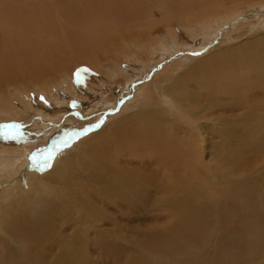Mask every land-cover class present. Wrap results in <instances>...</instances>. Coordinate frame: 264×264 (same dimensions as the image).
I'll list each match as a JSON object with an SVG mask.
<instances>
[{
	"label": "bare ground",
	"instance_id": "bare-ground-1",
	"mask_svg": "<svg viewBox=\"0 0 264 264\" xmlns=\"http://www.w3.org/2000/svg\"><path fill=\"white\" fill-rule=\"evenodd\" d=\"M37 1H0V93L16 87L34 91L39 88L38 106L50 104L74 108L80 104L82 108L85 100L92 99L98 92L95 86L106 87L116 77V73L104 70L99 64H75L80 59L90 64L87 48L97 45L99 50L96 52L103 51L112 60L122 56L128 58L134 67L133 78H145L153 61L142 59V62L140 58L148 49L170 51L169 44L158 40L155 44L150 34L147 35L150 30L143 21L153 9L159 10L166 21L174 17L173 14L186 18L194 12V17L199 19L206 14L214 15L215 6L226 5L231 0H84L80 4L78 0H59L57 12L51 10V5ZM261 17L264 15L257 16L260 18L259 27L264 24ZM222 21L217 20L215 24ZM145 26L147 31L140 35V29L145 30ZM197 27L193 31L195 34L213 29L208 23H199ZM176 42L173 39L177 49ZM237 45L208 57L207 63H203L205 59L196 63L172 83L166 78L159 84L154 81L152 89L142 87L145 89L136 109L155 104L157 99L163 108L156 105L130 116L113 117L112 120L123 118L121 123L112 127L108 136L103 138L95 134L79 142L81 148L74 156L77 160L66 170L70 157L53 170L54 177L49 180H58L82 162V170L69 186L73 200H95L102 194L108 200L121 203L122 211L127 214L124 223L136 238V250H141L138 257L130 256L125 264H237L243 254H250L252 261H264V139H256L259 135L264 136V53L251 52V47ZM78 68L85 75L84 85L79 88L86 97L75 101L73 90L67 89L69 96L57 94L56 80L61 77L59 80L63 81ZM75 84L69 86L73 88ZM54 91L56 94H52ZM168 96L174 101V107L166 100ZM25 101L29 109L32 100ZM176 114L186 119L183 125L173 121ZM242 116L243 138L250 146H244L243 152L251 153V156L255 152V156L239 164L233 157L236 151L231 139L242 125L239 119ZM233 120L235 125L229 127ZM0 136L4 137L0 138V146L4 148L0 153L1 179L18 173L23 155L16 153L17 144L12 139ZM208 136H211L212 143L205 147ZM207 150L211 159L208 174L212 173L214 179L207 176L214 188L205 192L210 186L193 178L192 167L200 163ZM230 170L245 175L240 199L235 194L226 195L220 187V179L223 188L227 187ZM40 181L41 185L48 186L42 179ZM0 185L5 184L0 180ZM25 192L20 191L18 195L23 201L19 213H26L28 226H16L8 218L6 234L17 241L8 250L11 254L8 258L6 255L2 264H15L18 259V264H39L29 252L35 249L36 242L41 241L36 236H46L44 230L49 228L47 221L51 220L49 213L56 208L49 199V189L34 193L28 190L24 195ZM68 216L72 215L68 213ZM161 219L166 220L163 225H159ZM210 236H214L210 243L217 250L214 259L206 258L201 249V241ZM139 237H145L144 241L140 242ZM103 246L116 259L122 260L119 251L115 250L117 244L108 241ZM79 248L81 246L65 255L58 264H91L82 258Z\"/></svg>",
	"mask_w": 264,
	"mask_h": 264
},
{
	"label": "rangeland",
	"instance_id": "rangeland-1",
	"mask_svg": "<svg viewBox=\"0 0 264 264\" xmlns=\"http://www.w3.org/2000/svg\"><path fill=\"white\" fill-rule=\"evenodd\" d=\"M29 1L30 0H28V2ZM32 1L35 2L37 0ZM40 1L45 5H51V10L53 12L58 11L57 4L59 0ZM83 1L84 0H78V3L80 4ZM215 8H217L214 9L215 16L212 13V15L206 14L197 19L194 17L196 12L191 15L188 14L186 18H179L181 14L180 16L173 14V16H175L169 17L170 19L167 21L163 18L159 10L153 9L152 14H148L143 21L144 24H147V27H149L147 29L151 31L148 30L149 32H147V35L150 34L151 40L153 43L155 42V44L156 40L167 45L169 44L170 51L165 52L164 50L154 48L151 50L148 49L143 58H140L141 61L142 59L153 61L151 62L153 65L145 78H133L135 74V72H133L134 67L128 58L125 59V57L122 56L117 57V59L115 58L116 60H112L110 59L111 56H106L103 51L99 53L98 51L96 52V50H99V48L97 49V45L87 48V60L90 64H87L86 60L82 62L81 59L75 62V64L78 62L81 63L80 66L99 64L104 70L114 74L116 73V77L112 82L108 83L106 87L95 86L98 92L94 94L95 97L93 96L92 99H86L82 108L80 104L79 106L76 104L74 108H59L55 106L54 108L50 104L45 105L46 107L38 106L39 97L37 92L39 90L37 89L39 88L34 91V89H27V87H23V90L22 88L19 89V87H16L17 89H6V91H4L6 93L5 95L4 92L0 93V135L6 138L8 137L7 139H12V141L17 144L16 153L23 155L18 173L14 174L12 177L10 175L9 177L0 179L1 184H5L0 185V264H2L6 255V258H8V255L11 254L8 250L12 249L13 243L17 241L6 234V222L8 218L12 219L16 226H28L26 225L28 220L26 213H19V206H21L20 203L22 200L18 195L19 192L23 190L27 192L30 190L32 191L31 193H34L49 189L51 196L49 199H52L51 202L56 208L55 211L49 213L51 217L56 216L50 217L52 223H49L50 221L48 219V221L46 220L49 225V228L44 230L47 231L45 232L47 234H44L46 236H43V234L36 236L40 237L41 241L36 242L35 249L29 252L34 259L37 258L35 261H38L39 264L61 263L62 258L70 254L78 246H81L78 251L80 252L82 250V258L89 260L91 264H125V260L127 261L130 256H139L141 250H136V238L130 229H127V224H125L127 222V214L122 211L120 202L108 200L102 194L97 195L95 200H73L69 192V186L73 184L78 173L82 170V162L80 165L78 163L74 165V168L67 176H65V174L63 176L64 178H61L62 180L49 179L54 177L52 172L58 165H61L59 163L72 157L66 164L67 170L68 167L77 160L74 156L80 147L79 142L81 143L95 134H100L104 138L111 133L113 126L122 122L123 117L112 120L113 117L117 115L130 116L136 111L146 110L156 105L158 108H163L160 100L157 99L155 104H145L144 108L136 109V107L140 106L143 89H145L142 87L147 86L152 89V87H155L154 81L159 84L165 82L166 78L172 83L177 78L182 77L181 75L196 63H200L204 59L203 63H207L208 57L221 52L223 49L234 47L237 44V46L251 47V52L264 53V24L259 27L258 22L260 18H257V16L264 15V0H231L227 2L226 5H220V7L215 6ZM185 19L188 20L186 21ZM229 19L230 21H228ZM217 20H223L226 21V23L222 21L221 24L216 25L215 23ZM261 20H264V17H261ZM199 23H208L213 29L211 28V31L208 33L203 32L204 34H202L201 32L195 34L193 31L194 29H198L197 26ZM145 28L146 26L144 29ZM147 29H140V35L146 32ZM241 35L243 36L238 40L237 37ZM173 39L175 42L177 41L176 43L179 45V48L176 49V47H174L175 45L172 43ZM78 59L79 58H77V60ZM70 65L72 66L73 64ZM80 68L71 74L72 76L68 75L70 77H66V79H64V77L63 81L59 80L61 77L56 80L55 87L57 89V94L64 96V93H66L65 95L67 96L68 92L66 91L72 92L73 90L75 101H80L86 97L79 88L83 87L85 82L83 79V77L85 78L84 72ZM64 84L65 86L67 85L65 89L63 88ZM69 84H75V86L72 88ZM190 85H192V83H190ZM167 93L170 94L169 92ZM52 94H56V92L54 91ZM69 94L72 96L71 93ZM24 99L32 100L29 109L26 107L27 101ZM166 100L174 107V101L170 96H168ZM32 106L35 107L33 108ZM239 119L242 125L237 129V133L234 135V138L231 139V142L236 151L233 157L236 158L239 164H244L252 160L255 156V152H253L252 156L251 153L243 152L244 146H247V148H250V146L246 145V140L243 138L244 117L242 116ZM173 121L183 125L186 119L176 114ZM234 125L235 120L229 124V127H233ZM24 135L26 138L23 137ZM0 138L2 139L4 137L0 136ZM256 139L262 141L264 136L259 135ZM74 140L79 141L72 144L71 142ZM217 142L215 141V143ZM209 143H212L211 136H208L207 142H204L205 147L209 146ZM1 149L4 148L0 146V153ZM206 153L204 157L201 156V161L198 164L200 167H198V165L196 167L193 166L192 170L194 172V179L201 184L210 186L205 189V192H208L211 188H214V186L211 185L213 182L209 180L207 176L209 175V178L213 177L211 172V174H208V168L211 166V159L208 150ZM29 165L32 168L29 167ZM202 167H204V170L201 169ZM44 178L47 179L44 180ZM228 178L229 183L225 189L223 188V180L220 179V187L224 190L226 195L235 194L240 196V199L244 189L245 175L230 170ZM41 179L48 186L41 185ZM236 186L238 187L237 189H235ZM27 192H25L24 195H26ZM200 201L201 200H197V202ZM78 203L79 205L81 204V206H79ZM29 205L32 206V203L29 202ZM75 207H77V209H75ZM89 209L90 211H88ZM67 212L72 216H68ZM65 214L67 215L66 217H64ZM85 216H87V218L93 216V219L90 217L88 220ZM77 217L78 219H76ZM4 218H6L5 221ZM63 219L65 221L66 219L69 220L68 222H70V220L73 221L72 223L70 222V225L67 224V221V223H65ZM165 222V219H161L159 225H163ZM62 224H65V226L67 225V227L68 225L70 226L67 229V227ZM120 224L125 227H122ZM62 229L66 230V232ZM60 230H62L63 233ZM143 230L144 228L142 231ZM147 232L148 231H146V234ZM53 235H56V237ZM114 235L117 237L116 239ZM184 235L187 236L188 233ZM118 237H120V240ZM213 237L214 236H210L206 241H201V249L206 258L209 259H214L217 255L215 246L213 247V243H210ZM144 239L145 237H139L140 242L141 240L144 241ZM188 240L190 241L193 239ZM10 241H12V243H10ZM108 241L110 244H117L118 248L115 250L117 252L119 251L118 253L121 255L122 260L116 259L115 255L113 256L112 252H109L110 250L106 251L103 245ZM214 241L216 242L217 240L215 239ZM221 245H219V247H221ZM22 247L23 245L20 249H22ZM84 250L87 254H85L86 252H84ZM104 250L106 252H104ZM243 255L244 256H242L237 264H264L262 260H250V254ZM18 261H20V259L15 261V264H18Z\"/></svg>",
	"mask_w": 264,
	"mask_h": 264
}]
</instances>
